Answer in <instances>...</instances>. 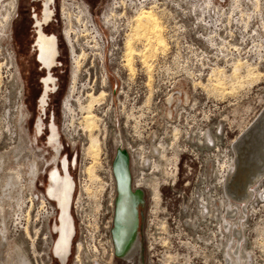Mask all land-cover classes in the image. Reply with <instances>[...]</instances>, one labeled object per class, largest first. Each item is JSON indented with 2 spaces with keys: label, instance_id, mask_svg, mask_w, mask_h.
<instances>
[{
  "label": "rangeland",
  "instance_id": "1",
  "mask_svg": "<svg viewBox=\"0 0 264 264\" xmlns=\"http://www.w3.org/2000/svg\"><path fill=\"white\" fill-rule=\"evenodd\" d=\"M61 1L55 0L53 20L44 28L58 37L60 54L52 69L56 89L42 118L47 123L54 116L76 185L77 204L70 207L76 234L66 264H134L115 255L113 242L118 195L113 162L120 149L128 155L132 188L144 192V206L139 201L137 207V264H225L220 224L201 217L195 192L198 179L214 166L210 190L223 195L234 161L232 145L264 110V0H213L223 10L199 7L192 0H157L168 48L148 59L150 72L135 56L133 73L125 66L124 44L137 6H126L128 0H76L88 10L92 31L73 18L72 41L81 65L65 110L73 62L61 32L66 25ZM13 2L0 0V264H46V255L58 264L52 249L57 210L45 211L46 199L57 206L47 188L46 161L54 150L47 129L37 126L46 70L36 61L33 19L42 1L18 0L17 9ZM113 8L118 15L107 25L102 15ZM197 16L220 25H197ZM143 47V41L136 43ZM237 60L238 74L251 66L262 75L232 89L229 80ZM213 69L226 76L222 89L214 84ZM101 91L104 95L93 104L101 152L94 166L97 178H90L81 105L89 92ZM206 131L218 140L211 143ZM195 138H207L211 145L201 149L190 140ZM35 162L39 174L33 177ZM257 184L264 190L263 175ZM262 198L245 203L244 233L253 264H264V193ZM194 220L199 221L196 227Z\"/></svg>",
  "mask_w": 264,
  "mask_h": 264
},
{
  "label": "bare ground",
  "instance_id": "2",
  "mask_svg": "<svg viewBox=\"0 0 264 264\" xmlns=\"http://www.w3.org/2000/svg\"><path fill=\"white\" fill-rule=\"evenodd\" d=\"M13 1L14 5H16L17 0ZM128 2L129 3L126 6H137V8L136 15L134 17L132 16L129 20V32L126 34L124 57L127 65L125 66H128L130 73H133V70L135 69L133 59L135 56H139L143 61L144 66H146L147 70L150 72L151 64L148 62V59H150V57L153 58L158 50L165 51L168 48V41H166L164 37L165 34L163 33L165 27L163 28V22L160 20L161 17L157 14L158 12L160 13L161 10L157 9V0H128ZM148 3H151V5L146 6ZM193 3L194 5H197V1H193ZM203 3L205 6H208L214 4V1L204 0ZM122 4L125 5L126 3ZM117 15L118 13L116 9L113 8L108 13L102 15V18L108 25L109 23H112V18ZM77 20L84 21L85 29H92L88 27L89 23H91V20L88 17L86 20L83 18H77ZM71 32L72 29H66L64 31L66 40L69 45H71L70 55L73 62L70 84L63 103L64 110L69 109V97L74 92L77 83L76 78L78 70L81 65V56L76 55ZM138 41L144 42V47L142 49L136 48V43ZM81 54L84 55V52ZM36 61H38V59ZM240 62L238 61V63H235L233 66V76L229 80L232 89L235 88L236 85L238 86L242 80H257L262 75V73L257 71L256 68L251 66L248 68L246 67L247 69L242 74H238L240 70L239 67L241 68V66H239L241 64ZM249 64L254 65L251 63ZM220 72L221 70H214L212 75L215 80L214 84L222 89L225 85L224 79H226V76L223 75L225 76V78H223ZM103 93L104 92L101 91L98 95H94L89 92L86 101L81 105V108L84 110L83 128L88 131L87 138L89 141L85 148V152L87 156L90 155L92 160L91 164L86 167V172L90 178H97L94 173V166L97 165L101 152L100 140L94 132V130L98 129L97 123L99 118L94 114L93 104H95V101L97 103L99 97L104 95ZM245 130L246 131L241 133V136L235 141L234 145H232L233 147L231 150L234 153V161L231 171L228 172L224 180L223 190L221 191L223 192V195L221 197L215 196L210 190V180L216 172L214 166L208 168L205 178L200 177L198 179L199 184L195 192L201 217L206 218L207 216H210L220 224L223 235L221 244L223 245L225 264H253L252 251L248 247L246 240L247 236L244 233L246 228L245 219H247L245 203L252 200L253 203L259 200L263 201L262 195L264 190H261L257 183L259 177L261 175L264 176V110L254 123ZM205 134L212 136L213 141L211 143L218 140V137L212 134L211 131H206ZM59 136V131L56 129L54 132V138ZM190 140L192 142L195 141L201 149L211 145L209 141H207V138H205V140H200L199 138L196 140ZM56 143L60 146L59 141L56 140ZM56 153L58 154L59 152L57 151ZM117 154L114 162V172L118 195L115 201L116 208L114 211L115 215L113 222V242L118 257H126V261H124L125 263L133 261L134 264H137L139 247L137 243L138 236L135 235V230L137 229L136 227L138 224V202L140 201L141 207L143 203V189L140 186L132 188L131 175L128 169V155L126 151L120 149ZM63 160V168L65 173H67V160L66 158ZM58 170L59 169H57V172ZM34 171L35 172L32 174L33 177L34 175L36 176L39 171V164L36 162L34 164ZM57 174L58 177H55L53 185L48 187V193L57 200L58 207V214L56 213L57 216L54 221L55 240L52 249L54 256H56V259L59 262L58 264H66L71 244L73 243L72 238L75 230L73 216L70 213L74 180L70 178L69 181L62 182V179L65 178L66 174L63 177L59 176V172ZM251 185H255L253 192L247 191V188ZM139 216H141V214ZM198 222V220H194L193 225L196 227L199 224ZM131 241H133V245L130 246ZM129 246L130 248L127 250ZM111 264H116V261L114 260Z\"/></svg>",
  "mask_w": 264,
  "mask_h": 264
},
{
  "label": "flooded vegetation",
  "instance_id": "3",
  "mask_svg": "<svg viewBox=\"0 0 264 264\" xmlns=\"http://www.w3.org/2000/svg\"><path fill=\"white\" fill-rule=\"evenodd\" d=\"M42 1V9L40 13L34 12V28H35V39L33 47L35 49L37 59L39 61V64L41 65V68L46 70V73L41 78L42 83V93L40 94L38 98V111L39 116L37 118V126L41 125L44 126L45 129H47V143H49L54 153L51 156V159L46 161V164L50 166L49 168V184L47 186L50 187L53 185L55 181V177L59 176L65 178L62 179V182L69 181L71 177L69 171H68V160L66 156L62 155V142L60 139V136L57 138H54V132L56 129L58 130V127L54 121V116L45 123L42 118V113L45 112L46 106H47V99L49 97L50 92H53L56 89V77L52 73V69L57 65L58 62V56L60 54L59 51V45H58V37L55 34L47 33L44 28L49 26L50 23L53 20V16L55 14V0H41ZM134 1V0H133ZM18 3V0H17ZM17 3H16V9H17ZM78 3L76 0H62L61 6H60V14L64 18L65 21V30L66 29H74L72 25L73 18L77 20V18H83L87 19L89 18V12L88 10L83 6V4H76ZM15 9V13H16ZM105 14V13H104ZM103 14V15H104ZM90 19V18H89ZM64 30V31H65ZM62 32L63 38L66 41L69 53H70V46L68 41L66 40V37L64 35V32ZM71 58V55H70ZM71 77V75H70ZM40 127V126H39ZM56 140L60 142V146L56 143ZM59 152L58 154L56 152ZM67 160V173H65V170L63 168V159ZM55 163V164H54ZM58 172H57V169ZM39 174V171H38ZM73 179V178H72ZM58 214V211H57ZM56 214V216H57Z\"/></svg>",
  "mask_w": 264,
  "mask_h": 264
},
{
  "label": "built area",
  "instance_id": "4",
  "mask_svg": "<svg viewBox=\"0 0 264 264\" xmlns=\"http://www.w3.org/2000/svg\"><path fill=\"white\" fill-rule=\"evenodd\" d=\"M192 1H197V6H199V7H202V6H204L205 8H207V7H211V8H216V7H219L220 8V10H223V9H225L224 7H221V4H218V6H216L215 4H210V5H208V6H205L204 5V3H203V1L204 0H192ZM228 8V7H227ZM208 19L207 18H203V19H201V18H199L198 16L195 18V20H194V22L198 25V24H203V25H205V26H213V28L216 26V25H220L219 24V21H215V22H212V21H210L209 22V20L207 21ZM179 26H181V25H177L176 27L177 28H175V29H179ZM217 27V26H216ZM76 185H75V182H74V188H73V190H72V204H71V206H73V208H75L76 207V204H77V202L73 199V195H74V191H75V187ZM51 199H46V209H45V211H50V212H52L53 214L55 213V211L56 210H58V207L56 206L55 207V205H53V203H51V201H50ZM48 219H49V217H48ZM73 222H74V225H75V220H74V218H73ZM75 234H76V229L74 230V233H73V238H74V236H75ZM51 235V234H50ZM73 238H72V240H73ZM54 256V255H53ZM54 257H56V256H54ZM51 262H52V258L49 256V255H46V264H51Z\"/></svg>",
  "mask_w": 264,
  "mask_h": 264
},
{
  "label": "water",
  "instance_id": "5",
  "mask_svg": "<svg viewBox=\"0 0 264 264\" xmlns=\"http://www.w3.org/2000/svg\"><path fill=\"white\" fill-rule=\"evenodd\" d=\"M33 57H34V53H33ZM36 57V60H37V56H35ZM117 156V155H116ZM116 158V157H115ZM114 162H115V160H114ZM114 162H113V164H114ZM113 167H114V165H113ZM115 178H116V176H115ZM143 191V190H142ZM142 206H144V203H145V199H144V192H142ZM116 203V202H115ZM116 208V207H115ZM140 228V227H139ZM112 232V231H111ZM115 252V251H114ZM115 255L117 256V254H116V252H115ZM118 257V256H117Z\"/></svg>",
  "mask_w": 264,
  "mask_h": 264
}]
</instances>
